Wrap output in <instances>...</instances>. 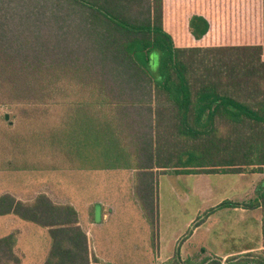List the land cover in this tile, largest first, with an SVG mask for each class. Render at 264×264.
<instances>
[{
  "label": "trees",
  "instance_id": "1",
  "mask_svg": "<svg viewBox=\"0 0 264 264\" xmlns=\"http://www.w3.org/2000/svg\"><path fill=\"white\" fill-rule=\"evenodd\" d=\"M4 107L18 122L0 119V162L134 170L153 245L158 172L264 174V0H0ZM53 110V121L43 119ZM221 150L223 162H197ZM259 205L264 232V185L256 198L199 214L190 228L216 209ZM6 213L48 229L43 264L99 262L72 205L3 194ZM15 243V232L0 238V264H20ZM226 264H264V251Z\"/></svg>",
  "mask_w": 264,
  "mask_h": 264
},
{
  "label": "rangeland",
  "instance_id": "2",
  "mask_svg": "<svg viewBox=\"0 0 264 264\" xmlns=\"http://www.w3.org/2000/svg\"><path fill=\"white\" fill-rule=\"evenodd\" d=\"M0 111V119H3V114H7L5 122L17 123L18 119L13 114L15 110L10 107H4ZM58 110H53L49 116L43 119L53 121L54 115ZM46 121V120H44ZM12 125V124H11ZM16 127V125H15ZM225 128L219 132L222 137H225ZM49 152V151H48ZM46 152L44 161L47 159L51 162L53 156ZM224 152L221 150V155L218 159L201 160L198 163H213L223 162L221 159ZM46 162V161H45ZM204 163V164H205ZM47 164V163H46ZM172 164V163H171ZM170 164V165H171ZM252 167H247L244 174L218 173V174H177L173 171L166 173H157V188L159 196V229H161V241L164 247H170L173 238L179 234L178 239L181 240L187 237L191 230L190 225L186 222L206 211L210 207H215L225 200L234 198L239 199L244 196L260 193L263 187V179H257V174L251 172ZM32 174V173H24ZM46 174V172L44 173ZM53 181L59 184L72 185L74 191L80 197L79 201L85 203L90 200H99L104 198L108 192L119 190L127 199V192L131 189V176L128 171H95L81 172L72 178L65 176L64 179L59 173H49ZM57 174V177L55 176ZM131 193V192H130ZM133 199V198H132ZM101 201V200H100ZM130 208H126L123 212L117 213L115 217L110 218L107 224L98 225L95 231L97 237H93V245L98 250L99 259L96 264H156L157 259L151 243V234L149 226L140 212L134 211L129 203ZM133 206H137L134 201ZM99 207V206H98ZM96 205L95 221H100V212ZM217 210V209H216ZM222 212L216 214V222L223 219L233 220L237 214L232 210L221 209ZM127 211V212H126ZM138 212V213H137ZM123 213V216L121 215ZM119 215V216H118ZM242 217V216H241ZM244 220V221H243ZM243 222L238 224L240 229L239 240L223 242V246L228 249L230 246L234 248L246 242V238L242 233L253 232L252 216H246L242 219ZM191 222V223H192ZM212 222L208 226L210 236L203 234V229L200 230L190 240V252H195L194 248L199 241L203 242V238H207V245L217 242L218 237L215 234L218 223ZM249 228V229H246ZM206 229V228H205ZM160 231V230H159ZM179 239V242L181 241ZM204 243V242H203ZM218 243L216 244L217 247ZM192 246V247H191ZM199 255V254H198ZM197 257V256H196ZM95 264V263H94Z\"/></svg>",
  "mask_w": 264,
  "mask_h": 264
},
{
  "label": "crops",
  "instance_id": "3",
  "mask_svg": "<svg viewBox=\"0 0 264 264\" xmlns=\"http://www.w3.org/2000/svg\"><path fill=\"white\" fill-rule=\"evenodd\" d=\"M3 109L0 108V111ZM7 115V114H5ZM7 119V118H5ZM10 124V122H9ZM3 148L0 146V153ZM10 162H0V196L3 194H9L16 201L29 202L32 201L38 194H46L52 202L55 204H70L74 207L78 216V225L85 232L89 248L94 252L95 256L99 259L98 250L93 245V237H97L95 231L98 225H105L107 221L115 217L117 213L123 212L126 208H130L131 204L134 211L140 212L145 219L142 210L133 193V179L134 170L130 169H104V170H26L12 168ZM95 171H128L131 176V189L127 192V199L122 195L119 190H112L108 192L106 197L99 198V200H90L85 203L79 201V196L74 191L75 187L72 185L59 184V182L53 181L49 173L62 174L72 178L77 176L81 172H95ZM46 172V174H44ZM248 172V171H246ZM232 173V174H244ZM32 173V174H24ZM257 174V179L262 181L264 178L263 173L253 172ZM57 177V174L55 175ZM158 178V177H157ZM262 188L260 189V191ZM258 194L244 196L239 199H231L230 201H247L252 198L258 197ZM133 198V199H132ZM157 206L159 209V196L157 197ZM101 200V201H100ZM134 201L137 206H133ZM96 205L100 212V221H95V209ZM213 207V206H212ZM210 207V208H212ZM209 208V209H210ZM126 209V210H127ZM221 209L232 210L235 214V218L223 219L216 222V214L222 212ZM127 212V211H126ZM137 212V213H138ZM123 216V213H121ZM119 216V215H118ZM242 216V217H241ZM246 216H252L253 219V232L242 233V236L246 238V242L239 244L234 248L230 246L226 249L223 246V242H231L232 240H239L240 229L238 224L243 222ZM263 213L261 205L256 208L248 209L243 207L234 208H219L209 213L204 221L197 227L193 228L187 237H184L180 242L177 234L173 238L170 247H164L161 241V229H159V211H158V236L153 243V249L155 251L157 263L156 264H201L203 260L210 259L212 257L219 258L221 264H226V259L229 257H244L249 253H261L264 251V232L263 225ZM193 218H190L186 225L192 224ZM146 221V219H145ZM212 222L218 223L215 234L218 237L216 244L209 242L208 239L203 238V242L199 241L195 246V252H190V240L203 229V234L210 236L209 225ZM147 223V221H146ZM148 225V223H147ZM213 225V223H212ZM149 226V225H148ZM206 228V229H205ZM150 229V227H149ZM249 229V228H246ZM160 230V231H159ZM16 233V243L14 249L18 251L20 255V264H43L50 246L51 238L46 227L40 226L34 222L23 220L18 215L13 213H6L0 215V238L9 235L10 233ZM192 247V246H191ZM199 254V255H198ZM197 256V257H196ZM253 258V257H251ZM250 257L248 259H251ZM237 259H234L236 263ZM93 264V263H91Z\"/></svg>",
  "mask_w": 264,
  "mask_h": 264
},
{
  "label": "water",
  "instance_id": "4",
  "mask_svg": "<svg viewBox=\"0 0 264 264\" xmlns=\"http://www.w3.org/2000/svg\"><path fill=\"white\" fill-rule=\"evenodd\" d=\"M5 118H7V115H5Z\"/></svg>",
  "mask_w": 264,
  "mask_h": 264
}]
</instances>
